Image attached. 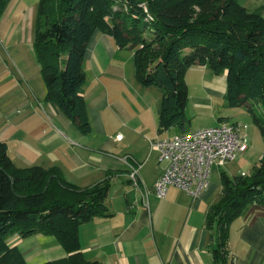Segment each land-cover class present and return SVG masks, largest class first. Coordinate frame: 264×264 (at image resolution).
Returning a JSON list of instances; mask_svg holds the SVG:
<instances>
[{"label": "crops", "instance_id": "1", "mask_svg": "<svg viewBox=\"0 0 264 264\" xmlns=\"http://www.w3.org/2000/svg\"><path fill=\"white\" fill-rule=\"evenodd\" d=\"M38 2L9 0L0 16V141L6 144L13 164L55 167L79 188L108 181L104 204L109 215L78 228L80 251L87 261L214 264L211 232L205 221L208 208L220 198L219 167L210 172L207 187L195 199L176 187H170L162 199L156 196L153 187L162 165L150 145L181 131L159 130L161 90L142 86L135 78L133 51L118 47L98 30L86 45L82 64V95L90 132L82 133L58 112L46 100V85L33 48ZM238 2L250 11L261 9L264 17V0ZM184 82L187 115L191 120L208 119L184 130L220 122L235 125L246 135L248 148L236 158L241 159L238 170L229 175L249 174L264 154V143L254 148L260 139L252 123L241 117L244 109L225 105V74L214 75L206 66H195L186 71ZM118 134L121 139L116 138ZM137 165L134 186L128 173L130 166ZM227 231L233 264H264V203L245 208ZM7 242L18 248L26 264L66 257L53 236L35 234L22 239L14 234Z\"/></svg>", "mask_w": 264, "mask_h": 264}, {"label": "trees", "instance_id": "2", "mask_svg": "<svg viewBox=\"0 0 264 264\" xmlns=\"http://www.w3.org/2000/svg\"><path fill=\"white\" fill-rule=\"evenodd\" d=\"M8 1L0 0V16ZM95 30L132 50L137 81L161 90L160 131H187L184 75L191 67L206 66L226 76L225 105L242 107L264 136V121L254 106H264L261 9L250 11L238 0H39L33 48L46 100L82 133L91 130L82 64ZM219 176L220 198L208 208L205 224L214 264H233L228 226L249 205L264 203V154L249 174L229 176L219 169ZM108 187L107 180L76 187L55 167H16L0 141V264H26L7 242L14 234L54 237L66 257L42 264H98L82 256L78 228L109 215Z\"/></svg>", "mask_w": 264, "mask_h": 264}, {"label": "built area", "instance_id": "3", "mask_svg": "<svg viewBox=\"0 0 264 264\" xmlns=\"http://www.w3.org/2000/svg\"><path fill=\"white\" fill-rule=\"evenodd\" d=\"M121 139V134L116 136ZM158 153L162 172L154 183V192L164 198L170 187H176L193 199L207 187L213 167L236 159L248 148L246 135L230 123L187 130L151 143ZM139 166H130L128 178L137 186Z\"/></svg>", "mask_w": 264, "mask_h": 264}, {"label": "rangeland", "instance_id": "4", "mask_svg": "<svg viewBox=\"0 0 264 264\" xmlns=\"http://www.w3.org/2000/svg\"><path fill=\"white\" fill-rule=\"evenodd\" d=\"M186 51H188V50H186ZM254 104H256V103H254ZM256 109V111L258 112V113H260V115L262 116V118H263V121H264V106L263 105H260L259 107H256L255 108ZM241 117L243 118V119H246L247 121H249L250 123H252V127H251V129H253L252 131H254L253 133H255V135L257 136V137H259V141L258 142H256L257 144H256V147H254V148H262V144L264 143V136H262L261 134H260V132H259V130H258V128L255 126V124L253 123V122H251V116L249 115V114H247V113H242V115H241ZM206 120H208L207 118H201V117H199V119L198 118H194L193 120H191L190 119V123L186 126V128H189V125H191V126H194V125H197L200 121L201 122H204V121H206ZM254 125V126H253ZM264 152H262V154H263ZM245 159L246 158H243L242 159V162H244L245 161ZM241 159L239 158V159H235V160H233V161H229V162H226V163H224L223 165H221L220 167H219V169L220 170H222V171H224L226 174H230V173H232V174H234V172H236V170H238V168H239V164H238V162L240 161ZM229 163V165H227ZM212 170H214V171H218L217 170V167H213L212 169H211V171ZM212 175V174H211ZM230 176V175H229Z\"/></svg>", "mask_w": 264, "mask_h": 264}]
</instances>
